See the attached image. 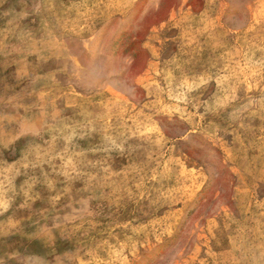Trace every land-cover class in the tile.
Masks as SVG:
<instances>
[{
	"label": "rangeland",
	"instance_id": "obj_1",
	"mask_svg": "<svg viewBox=\"0 0 264 264\" xmlns=\"http://www.w3.org/2000/svg\"><path fill=\"white\" fill-rule=\"evenodd\" d=\"M0 264H264V0H0Z\"/></svg>",
	"mask_w": 264,
	"mask_h": 264
}]
</instances>
